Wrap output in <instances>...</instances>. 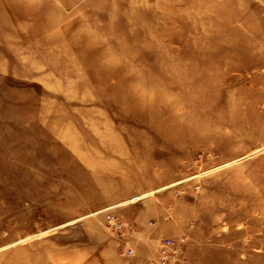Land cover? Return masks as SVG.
<instances>
[{
	"label": "rangeland",
	"instance_id": "374dc122",
	"mask_svg": "<svg viewBox=\"0 0 264 264\" xmlns=\"http://www.w3.org/2000/svg\"><path fill=\"white\" fill-rule=\"evenodd\" d=\"M166 235L264 264V0H0V264H157Z\"/></svg>",
	"mask_w": 264,
	"mask_h": 264
},
{
	"label": "built area",
	"instance_id": "2783aa9c",
	"mask_svg": "<svg viewBox=\"0 0 264 264\" xmlns=\"http://www.w3.org/2000/svg\"><path fill=\"white\" fill-rule=\"evenodd\" d=\"M103 225L106 231L115 237L122 238L128 224L117 214L107 211L103 214ZM123 240V238L121 239ZM186 239L166 237L160 240L156 252L157 264H180L181 249L180 246ZM125 244V243H122ZM120 250L123 254L131 255V250L126 246H121Z\"/></svg>",
	"mask_w": 264,
	"mask_h": 264
},
{
	"label": "crops",
	"instance_id": "0c3cea01",
	"mask_svg": "<svg viewBox=\"0 0 264 264\" xmlns=\"http://www.w3.org/2000/svg\"><path fill=\"white\" fill-rule=\"evenodd\" d=\"M166 226H167V230H170V231H172V232H175L174 231V229H173V225L172 224H170V223H166L165 224ZM154 226V225H153ZM160 224L158 225V228L156 227L155 228V233H161V229H160ZM179 231H177V233H178ZM155 233H153V234H144L145 236H143V238H144V242L145 243H147V242H151L152 240H150L149 239V236L148 235H151V236H157V235H164V234H155ZM171 235H178V236H184V234H182V235H180V234H171ZM165 237H170V236H165ZM156 247V246H155Z\"/></svg>",
	"mask_w": 264,
	"mask_h": 264
},
{
	"label": "bare ground",
	"instance_id": "6f19581e",
	"mask_svg": "<svg viewBox=\"0 0 264 264\" xmlns=\"http://www.w3.org/2000/svg\"><path fill=\"white\" fill-rule=\"evenodd\" d=\"M103 64V63H102ZM97 65V64H96ZM99 65V64H98ZM130 95V94H129ZM127 96V95H126ZM135 96V95H134ZM134 98V97H133ZM132 107V106H131ZM43 111V110H42ZM86 116V115H85ZM97 121V120H96ZM75 123V122H74ZM81 142V141H80ZM98 152V151H97ZM114 161V160H113Z\"/></svg>",
	"mask_w": 264,
	"mask_h": 264
}]
</instances>
